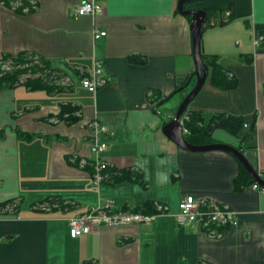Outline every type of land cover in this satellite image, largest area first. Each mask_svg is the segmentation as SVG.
<instances>
[{
    "label": "crops",
    "instance_id": "obj_1",
    "mask_svg": "<svg viewBox=\"0 0 264 264\" xmlns=\"http://www.w3.org/2000/svg\"><path fill=\"white\" fill-rule=\"evenodd\" d=\"M81 1L36 0V10L25 15L0 4V52H35L64 74L62 89L49 93L23 85L0 90V203L14 201L0 212V264H263L264 191L251 184L234 191L238 162L230 154L188 151L161 132L190 86L171 96L174 105L151 111L150 91L167 96L194 69L189 19L176 11L177 0H89L103 13L77 15ZM186 6L212 11L210 22L230 13L227 22L201 30L199 49L236 80L234 88L221 89L207 71L186 109L239 116L235 134L215 128L208 143L238 148L264 174V0ZM132 55L143 62L128 61ZM93 61L107 81L91 92L80 80ZM65 103L78 107L77 122L55 121ZM90 120L107 129L97 134L106 144L98 157L111 170L97 186L88 169L66 161L72 152L92 158ZM118 170L135 172L140 181L116 179ZM187 194L228 206L235 224L222 226L218 237L195 222L177 224V204ZM49 196L64 207L38 204ZM106 200L114 212L132 214H147L133 209L151 203L154 218L69 234L68 217ZM157 204L166 211L156 212Z\"/></svg>",
    "mask_w": 264,
    "mask_h": 264
},
{
    "label": "trees",
    "instance_id": "obj_2",
    "mask_svg": "<svg viewBox=\"0 0 264 264\" xmlns=\"http://www.w3.org/2000/svg\"><path fill=\"white\" fill-rule=\"evenodd\" d=\"M0 4L18 15H25L32 13L37 8L36 0H0ZM204 10V9H203ZM205 21L201 30L206 26H212L214 24H223L231 19L230 13L225 20H214L210 22V16L213 14L210 10H204ZM187 19L188 16H186ZM200 51V49H199ZM200 59L209 71L210 83L221 89H232L236 85L235 78L229 74V72L222 67L214 55H205L200 52ZM128 61L139 62L143 61L139 56H129ZM61 69L54 68L48 60L32 51H20L16 54H10L6 52H0V90L12 88L16 85H23L30 90H43L45 92H52L62 89L60 85V79L63 77ZM192 80H183L176 82L173 91L167 96H160L156 91L149 92L148 98L152 101L153 105L160 100H167L174 93L184 89L188 85L190 86ZM79 109L75 105L70 103L61 104L59 112L55 116V121H63L66 124H72L78 121ZM182 128L186 130L183 133L184 139L195 145L207 144L211 141L210 133L215 128H220L235 134L238 130L242 119L239 116L224 114V113H202L199 111H189L184 109L181 115ZM66 161L74 166L82 169H88L90 174L92 173V166L89 162L84 165H79V159L76 157L73 161L66 158ZM111 169L105 168L103 173H109ZM114 170V169H112ZM255 170V169H254ZM260 174L261 178H264V174L255 170ZM116 179H133L140 181L139 174L129 170H118ZM106 173V174H107ZM114 178V179H115ZM253 181L248 176L243 167L238 163V171L236 176L232 180V186L234 191H240L244 186L252 184ZM14 204L13 200H7L0 203V212H6V208L11 207ZM45 207L53 209H62L64 207L63 200L58 196H49L39 202ZM133 211H140L141 213H153L154 207L151 203H145L141 208L133 209ZM214 229L215 232L220 233L221 226L216 227L214 225L209 226ZM205 231L206 229L203 228ZM198 264H210L207 262H199ZM264 264V262H263Z\"/></svg>",
    "mask_w": 264,
    "mask_h": 264
},
{
    "label": "built area",
    "instance_id": "obj_3",
    "mask_svg": "<svg viewBox=\"0 0 264 264\" xmlns=\"http://www.w3.org/2000/svg\"><path fill=\"white\" fill-rule=\"evenodd\" d=\"M103 11L102 7L89 0H82L76 7L77 15H96L103 13ZM102 35H104V32H97L94 36L98 37ZM106 81L107 77L104 76L101 65L97 61H93L90 73L81 78L80 84L88 91L93 92L98 86L104 84ZM87 128L90 130L87 143L92 158L88 159L80 157L76 153L72 152L69 160L73 161V159L77 157L79 159V165H84L86 162H89L92 166L90 178L97 186L104 177L103 170L106 167L104 160L98 157L100 152L105 149L106 144L104 141H99L97 139V134L100 132L106 133L107 129L103 125L98 124L95 120L87 122ZM258 175L260 176L259 173ZM250 186L264 191L263 187L258 186L254 182ZM40 206L45 207L41 204ZM177 208L178 211L175 215L177 224L183 225L195 222L202 228H205L207 234L212 237H218L220 233L211 229L209 227L211 224L216 227L235 224L234 211L228 206L209 198L194 197L187 194L179 200ZM155 210L156 212H164L166 211V206L157 204L155 206ZM154 215L155 214H132L122 211L114 212L112 201L106 200L102 204H97V206L89 208L84 213L68 217L67 225L71 236H79L81 234L96 232L97 227L101 225L115 226L132 221L148 225L154 218Z\"/></svg>",
    "mask_w": 264,
    "mask_h": 264
},
{
    "label": "water",
    "instance_id": "obj_4",
    "mask_svg": "<svg viewBox=\"0 0 264 264\" xmlns=\"http://www.w3.org/2000/svg\"><path fill=\"white\" fill-rule=\"evenodd\" d=\"M194 0H177L176 11L182 16H188L189 24L188 29L190 32L191 41V59L194 69L189 74L187 81L190 78H194V82L185 95L178 103L173 116L161 125V132L178 147L188 151H209L220 150L233 156L237 162L243 167L251 180L260 187L264 188V179L261 178L258 173L252 168L248 160L245 158L241 150L228 144L221 142L207 143L201 145H195L188 143L182 134L181 115L184 109L187 107L190 100L196 95L199 89L202 87L206 76L207 68L200 59L199 42L201 36V27L205 21V13L203 9H191L187 8V4ZM165 100H160L153 105L151 111L157 112L159 107Z\"/></svg>",
    "mask_w": 264,
    "mask_h": 264
},
{
    "label": "rangeland",
    "instance_id": "obj_5",
    "mask_svg": "<svg viewBox=\"0 0 264 264\" xmlns=\"http://www.w3.org/2000/svg\"><path fill=\"white\" fill-rule=\"evenodd\" d=\"M189 4V3H188ZM187 4V5H188ZM192 79V78H191ZM190 79V80H191ZM193 82H194V80H192V82H191V84H190V87L192 86V84H193ZM187 89V88H186ZM189 90V89H188ZM187 90V91H188ZM186 91V92H187ZM176 102V96H173V97H171V98H169V99H167V100H165L163 103H162V105H160L161 107H166V106H172V105H174V103ZM160 107V108H161Z\"/></svg>",
    "mask_w": 264,
    "mask_h": 264
}]
</instances>
